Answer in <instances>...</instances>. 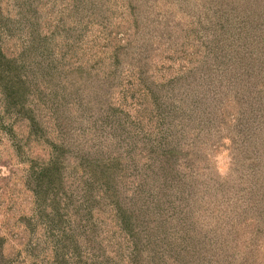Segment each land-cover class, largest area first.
<instances>
[{"label":"trees","instance_id":"obj_1","mask_svg":"<svg viewBox=\"0 0 264 264\" xmlns=\"http://www.w3.org/2000/svg\"><path fill=\"white\" fill-rule=\"evenodd\" d=\"M24 1L0 132L33 209L0 264H264V0H68L53 37Z\"/></svg>","mask_w":264,"mask_h":264},{"label":"rangeland","instance_id":"obj_2","mask_svg":"<svg viewBox=\"0 0 264 264\" xmlns=\"http://www.w3.org/2000/svg\"><path fill=\"white\" fill-rule=\"evenodd\" d=\"M28 1H24L22 9L13 10L12 18L17 29L23 28L17 33L25 31L26 25L34 21L31 29L38 24L44 34L53 37L52 30L56 28V23L62 16L61 11L68 4V0H51L48 3H45V0ZM160 6L165 11L169 9L168 5ZM174 69L178 70L179 65H175ZM213 159L220 172L226 173L230 170L228 150L220 148L214 151ZM21 161L13 151L8 136L0 132V233L9 235V250L14 252L22 251L23 245L30 238L29 231H24L21 223L19 224V216L23 212L31 214L33 209V197L26 193L22 186L24 163Z\"/></svg>","mask_w":264,"mask_h":264}]
</instances>
